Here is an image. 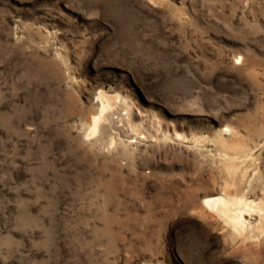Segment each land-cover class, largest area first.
<instances>
[{
    "label": "rangeland",
    "instance_id": "1",
    "mask_svg": "<svg viewBox=\"0 0 264 264\" xmlns=\"http://www.w3.org/2000/svg\"><path fill=\"white\" fill-rule=\"evenodd\" d=\"M0 264H264V0H0Z\"/></svg>",
    "mask_w": 264,
    "mask_h": 264
},
{
    "label": "bare ground",
    "instance_id": "2",
    "mask_svg": "<svg viewBox=\"0 0 264 264\" xmlns=\"http://www.w3.org/2000/svg\"><path fill=\"white\" fill-rule=\"evenodd\" d=\"M90 101V109L88 115L84 118V124L82 125L80 132L81 140L85 145L88 147L100 146V149L102 150L113 149L114 143L122 142V139H120L119 136L120 133H118L119 130L117 131L116 126L118 121L122 122L129 128L132 127L135 133L141 134L142 136L144 126L136 123L141 121L140 123L143 125L145 124V121L142 120L143 118L141 114L131 106L127 105L124 100H121L118 103V100L114 95H108L102 89H97V91L92 94ZM158 135L159 131L158 133H155L154 137L157 138ZM160 136L164 138L162 133ZM202 204L210 211H214L218 215H221L225 222L233 228H243L245 226L243 214L253 209L252 205L241 198L229 199L222 196L214 198L206 197L202 200Z\"/></svg>",
    "mask_w": 264,
    "mask_h": 264
}]
</instances>
